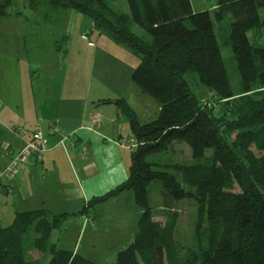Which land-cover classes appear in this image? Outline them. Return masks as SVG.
<instances>
[{"label":"trees","instance_id":"obj_1","mask_svg":"<svg viewBox=\"0 0 264 264\" xmlns=\"http://www.w3.org/2000/svg\"><path fill=\"white\" fill-rule=\"evenodd\" d=\"M48 3L59 10H75L88 17L94 31L129 49L140 60L132 82L161 107L157 119L142 124L125 100L114 104L130 126L138 148L131 152L129 178L107 195L91 200L75 216L92 215L101 203L133 192L143 215L132 243L120 250L114 264H142L140 257L161 249L152 223L149 188L160 182L174 201L192 198L199 203L209 226L210 248L192 253L184 264H264V0H218L215 19L233 16L231 45L242 81V96L227 116L217 117L192 92L186 76L195 74L219 101L235 100L222 49L209 11L195 13L191 0H126L129 15L116 12L107 0H30ZM14 0L0 4V21ZM138 27L145 35L134 31ZM262 38V44L250 35ZM230 136V140L228 139ZM181 142L195 161L213 152L211 166L203 172L197 165L187 192L172 174L154 169L148 158L168 152ZM202 171V176L196 175ZM236 188L240 192H236ZM69 215H52L45 209L17 213L8 227L0 224V264H38L26 260V242L49 254V264H101L52 244Z\"/></svg>","mask_w":264,"mask_h":264},{"label":"crops","instance_id":"obj_2","mask_svg":"<svg viewBox=\"0 0 264 264\" xmlns=\"http://www.w3.org/2000/svg\"><path fill=\"white\" fill-rule=\"evenodd\" d=\"M27 1L35 15L43 8L46 12L36 20L8 12L0 21V174L8 164L6 149L19 147L12 128L29 127L46 134L57 128L59 133L52 135V150L43 162L29 165L11 182L0 184L4 196L0 224L9 209L10 225L17 213L45 209L55 216L69 215L67 221L71 226L83 225L81 231H101L92 236L98 245L100 241L107 246L111 243V227L120 233L125 229L126 239L119 251L123 250L132 243L143 215L133 192L99 204L97 216H75L91 200L107 195L129 178L131 151L122 146L133 138L129 123L116 105L102 103L124 100L108 98L109 92L121 90L116 67L108 65L105 57L109 50L120 51L122 46L94 31L93 22L75 10ZM60 19L65 20V27L57 38L51 27ZM31 21L50 28L28 33L24 26ZM16 30L17 35L13 34ZM85 54L90 62V66L85 63L87 67L83 66ZM143 110V116H149V106ZM160 110L159 106L158 115ZM63 138L67 141L60 145ZM81 231L73 250L65 246L66 237L61 240L65 247L60 249L89 258L80 253Z\"/></svg>","mask_w":264,"mask_h":264},{"label":"rangeland","instance_id":"obj_3","mask_svg":"<svg viewBox=\"0 0 264 264\" xmlns=\"http://www.w3.org/2000/svg\"><path fill=\"white\" fill-rule=\"evenodd\" d=\"M5 0H0V4H3ZM111 8L116 12L129 15V7L126 0H107ZM192 7L195 13L209 11L213 16L215 21V31L217 39L222 49L223 58L225 61L226 69L229 75L230 85L232 92L236 95L235 100L219 101L217 97L212 93V91L200 85L197 76L195 74L186 76L192 92L196 97L214 110V114L217 117L227 116L231 119V113L229 109L234 106L242 96V81L238 70L237 62L234 58L232 45H231V26L233 23V16L231 13H227L222 22H217L215 19L216 13L218 11V0H191ZM13 5L9 9L10 14H21L23 17H28L30 20L38 19L39 14H44L45 8L41 9L40 12L35 15L29 8V3L27 0H14ZM260 17L264 20V9L260 11ZM59 21V22H58ZM55 24H52V30L55 31V35L58 36L64 30L65 20H58ZM45 28H50L49 24L40 23L36 25L33 21L28 25L24 26V29L30 33L33 30L43 31ZM134 31L138 35H145L138 27H134ZM18 30L14 31L13 34H18ZM10 34V33H9ZM251 41L257 45L262 44V38L258 35H250ZM69 47V45L64 46ZM118 49H113V51H108L106 57V63L116 67L119 79L120 92H109L108 98L111 99H124L131 102L133 107H136L135 112L138 111L139 119L141 123H148L157 119L158 111L157 108L160 106L155 100H153L149 95L144 94L133 82H132V72L139 65V59L135 57L132 52L126 47H120ZM77 51L75 50V53ZM69 56L71 52H69ZM74 53V54H75ZM64 55V54H62ZM88 56L84 55L83 66H90V62L86 59ZM103 58L104 56L101 55ZM100 57V60L102 58ZM77 63L80 61V55H77ZM86 59V60H85ZM25 61V58H23ZM88 64L86 66V64ZM77 68V66H76ZM1 72V76H2ZM132 73V74H130ZM29 74V73H28ZM3 80V79H2ZM0 88H2V82L0 83ZM105 97V96H103ZM107 97V96H106ZM98 101V100H96ZM149 102V103H148ZM129 104V103H128ZM130 105V104H129ZM130 105V106H131ZM149 106V116H143V109ZM151 117V118H148ZM125 120V119H124ZM230 140V136H228ZM253 151L257 156H263L264 152H259L256 147H253ZM132 152V151H131ZM1 154V153H0ZM213 158V152L208 151L206 157L203 160L195 161L192 156V151L185 143L176 142L174 143L168 152L159 153L151 155L148 161L154 165V169L157 171H165L173 176H175L181 185L186 189L187 192L196 194L197 190L191 183V177L195 175L192 169L195 165H199L198 168L205 172V169H209L211 166V160ZM202 171L196 175L202 176ZM2 174V173H1ZM0 174V184H5L8 182L5 179H1ZM150 204L152 208V223L156 230L157 244L161 246V249L154 251L153 253H146L140 257L142 264H184L185 260L192 253H202L207 252L210 248L209 244V226L205 215L202 216L200 212V205L197 201L192 198L186 199L181 202L174 201L165 195V191L160 182L152 183L150 188ZM236 192H240L236 188ZM4 201L3 191L0 189V206H4L2 202ZM141 209V208H140ZM98 207H96L92 213L97 216ZM142 210V209H141ZM10 211L5 213L3 217L2 225L3 227L9 226L10 222ZM133 216V213H130ZM92 217L91 215H89ZM101 216V215H100ZM97 225V223H96ZM83 227V225L81 226ZM80 226H71L70 221L66 220L64 226L60 231L53 234L51 243L57 244L59 249L62 247H69L68 249L73 250L74 245L77 240V233L82 229ZM86 228V227H85ZM109 231V236H113L111 243L103 244L100 241L99 245L93 243L94 239L92 236H99L101 231L91 233V228L81 231V241L79 244L80 253L88 255L89 259H93L101 264H114L116 254L119 249L123 247L125 236L124 233H120L115 228L111 227ZM102 227H100V230ZM85 232H87L85 234ZM103 234H105V229L103 228ZM119 233V234H118ZM118 234V235H117ZM77 235V236H76ZM107 236V235H106ZM105 236V237H106ZM67 238L65 240L66 244L61 241L62 238ZM35 237L31 234L28 241L26 242V260L32 263L38 264H49L51 256L49 254H42L35 250L33 247ZM93 239V242H92ZM105 242V241H104ZM108 242V241H107ZM78 248V250H79Z\"/></svg>","mask_w":264,"mask_h":264},{"label":"built area","instance_id":"obj_4","mask_svg":"<svg viewBox=\"0 0 264 264\" xmlns=\"http://www.w3.org/2000/svg\"><path fill=\"white\" fill-rule=\"evenodd\" d=\"M96 122L95 120L94 123ZM11 131L17 137L19 147L6 149L8 164L1 174V179L8 182L20 176L29 165L43 162L44 156L52 150V135L59 133L57 128H54L49 134L41 130H31L29 127H14ZM66 141L67 138H63L60 145H64ZM122 146L130 151H135L139 145L134 138H131Z\"/></svg>","mask_w":264,"mask_h":264}]
</instances>
